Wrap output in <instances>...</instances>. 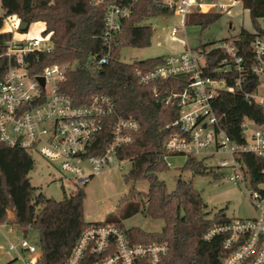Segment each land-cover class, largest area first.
Here are the masks:
<instances>
[{"label":"built area","instance_id":"built-area-1","mask_svg":"<svg viewBox=\"0 0 264 264\" xmlns=\"http://www.w3.org/2000/svg\"><path fill=\"white\" fill-rule=\"evenodd\" d=\"M91 1L103 8L102 55L92 57L99 67L111 58L119 44L123 22L138 10L141 0ZM203 1L152 0L150 8L168 15L151 18L174 17L177 23L166 34L171 41H177L179 27L186 26L188 15L213 10L229 15L233 8H242V0ZM0 18V31L11 35L3 53L6 68L0 76V142L44 160L58 174L53 180L61 184L67 196L83 190L105 169L121 171L124 163L130 161L119 160V150L133 142L138 122L131 116L118 115L115 101L103 93L92 95L86 104L75 105L60 90L70 65L53 64L39 72L29 68V59L51 49L50 34L17 40L15 34L23 33L21 20L15 15H5L1 9ZM181 45L183 50L163 56L153 69L135 72L140 85L151 86L155 99L165 107L178 109V117L170 125L176 131L163 144V159L169 168L172 165L169 158L174 156L201 161L215 155L228 156L219 159L214 169L231 171L227 180L244 186L256 216L215 223L202 238L208 241L215 236L223 237L225 254L221 264H264V182L250 187L248 176L237 160L242 153H254L264 159V129L245 119L241 124L245 142L238 145L224 132L213 107L221 92H236L249 105L260 107L264 114V38L256 37L251 43L249 63L231 40L218 42L197 54L186 49L182 41ZM212 50H220L223 57L208 76L205 57ZM231 76L232 85L227 80ZM169 83L171 86L166 87ZM105 126L110 128L109 142L99 154H92ZM6 249L16 254L20 264H36L39 258L37 244H29L25 238L17 244L9 243ZM19 252L28 253L29 257L22 259ZM167 253L166 244H132L120 227L103 222L94 223L80 233L65 264H161Z\"/></svg>","mask_w":264,"mask_h":264},{"label":"trees","instance_id":"trees-1","mask_svg":"<svg viewBox=\"0 0 264 264\" xmlns=\"http://www.w3.org/2000/svg\"><path fill=\"white\" fill-rule=\"evenodd\" d=\"M151 1L141 0L138 10L123 22L118 46L109 61L99 67L94 65L92 57L102 55L103 8L94 6L91 0H0V9L5 15H15L28 25L42 23L43 35L50 34L51 49L29 59L32 72L53 64H68L70 67L60 90L75 105L86 104L92 95L103 93L115 101L118 115L131 116L139 124L133 142L119 150L118 159L131 163L130 170L123 176L125 183L145 180L148 189L139 192L132 187L119 201L122 207L117 216H110L105 223L120 227L132 244H166L168 253L161 264H221L225 254L223 237L215 236L208 241L202 237L213 224L232 219L222 211L208 217L206 205L191 180L178 179L174 190L169 192L165 183L156 178L157 173L168 170L162 148L165 140L176 131L170 125L178 117V109L176 106L165 107L155 99L151 86L140 85L135 72L153 69L162 62L163 56L131 64L119 59L123 48L150 45L153 31L149 26L141 25L144 20L168 15L150 8ZM242 8L249 14L252 31L241 29L231 41L249 63L252 59L251 43L256 37L264 38V29L260 26V21L264 20V0H242ZM221 15L193 14L188 22L189 25H197V22L209 24ZM10 38V34L0 31V76L6 68L3 53ZM202 50L206 49L203 47ZM222 57L220 50H212L206 55V75H212ZM216 77L222 78L221 75ZM232 79V76L227 78L230 85ZM165 85L168 87L171 83ZM213 107L221 118L224 132L238 145L245 142L241 129L245 119L264 129L261 108L249 105L240 93L221 92L213 101ZM109 139L110 128L105 126L97 140L98 148L92 154H99ZM237 160L248 176L250 187L255 188L264 182L262 157L242 153ZM34 166V160L27 152L0 142V225L12 226L24 236L30 230L37 231L39 258L36 264H65L80 233L94 223L84 220L83 190L57 201L46 198L32 187L29 174ZM181 170L198 176L211 174L218 179V174L210 171L203 161L191 157L186 159ZM140 209L145 216L163 222L160 232L123 229L121 220L134 216Z\"/></svg>","mask_w":264,"mask_h":264},{"label":"rangeland","instance_id":"rangeland-1","mask_svg":"<svg viewBox=\"0 0 264 264\" xmlns=\"http://www.w3.org/2000/svg\"><path fill=\"white\" fill-rule=\"evenodd\" d=\"M211 0H204L209 2ZM210 13H216L214 10ZM192 19L188 15L187 22ZM179 27L177 41H171L166 32L169 31L175 23L174 17L148 18L143 21L142 25L149 26L153 31L150 45L144 48H123L120 50L119 59L123 63L131 64L137 61L166 56L171 53L183 50L181 41L186 44V49L197 54L202 51L203 47L209 49L213 45L223 40H232L236 37L241 29L252 30L249 14L246 10L237 6L233 8L229 15L223 13L221 17L209 24L197 22V25ZM230 26V27H229ZM261 28L264 29V20L260 21ZM42 23H33L29 25L28 30L23 33H16L15 39L42 37L44 32ZM255 130V127H250ZM251 132V131H250ZM249 133L246 137L249 140ZM34 160V170L29 174V181L32 187H35L43 196L53 200H61L68 195L61 189V184L54 181L58 174L54 172L44 160L32 156ZM221 158H228L225 155H215L212 159H205L203 163L206 167L218 174V179L213 175H194L192 172H183L186 158L183 156H174L169 158L172 165L165 172L156 174L159 181H163L167 190L171 192L175 188L178 179L187 181L191 180L193 187L197 190L206 205L208 217L214 213L222 211L230 219H249L256 216V212L249 203L244 192L242 184L232 183L227 177L232 173L229 169H214L216 163ZM200 160V158L198 159ZM131 168L130 162H125L121 171L116 168L105 169L98 176L94 177L84 188L83 212L84 220L87 223H105L110 216H117L122 206L119 201L127 195L133 187L139 192H146L148 189L147 181L135 183H125L123 176ZM68 186L69 183H66ZM11 215V214H10ZM123 229L139 228L147 233L160 232L163 227L161 220H153L143 213L142 209L134 216L121 220ZM12 228L13 230H11ZM25 238L29 244L38 243V233L30 230L26 236L22 232L16 231L12 226L0 225V264H20L15 253L7 252L9 243L17 244ZM22 259L29 257L28 253L19 252Z\"/></svg>","mask_w":264,"mask_h":264},{"label":"water","instance_id":"water-1","mask_svg":"<svg viewBox=\"0 0 264 264\" xmlns=\"http://www.w3.org/2000/svg\"><path fill=\"white\" fill-rule=\"evenodd\" d=\"M28 27H29V25L27 23L21 22L20 31L21 32H26L28 30ZM39 81L41 82V84H43V80L42 79H39Z\"/></svg>","mask_w":264,"mask_h":264},{"label":"crops","instance_id":"crops-1","mask_svg":"<svg viewBox=\"0 0 264 264\" xmlns=\"http://www.w3.org/2000/svg\"><path fill=\"white\" fill-rule=\"evenodd\" d=\"M252 31V30H251ZM7 226V225H6ZM9 227V226H8ZM11 230H13L12 228H10ZM14 231V230H13Z\"/></svg>","mask_w":264,"mask_h":264}]
</instances>
